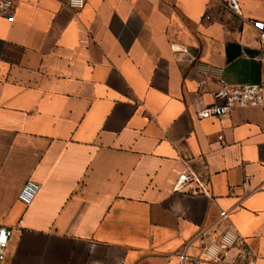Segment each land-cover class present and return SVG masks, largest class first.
Segmentation results:
<instances>
[{
	"label": "crops",
	"instance_id": "0c3cea01",
	"mask_svg": "<svg viewBox=\"0 0 264 264\" xmlns=\"http://www.w3.org/2000/svg\"><path fill=\"white\" fill-rule=\"evenodd\" d=\"M228 1L16 0L0 15V264H182L229 228L264 264V105L198 114L224 85L264 86V0H239L244 18Z\"/></svg>",
	"mask_w": 264,
	"mask_h": 264
},
{
	"label": "built area",
	"instance_id": "2783aa9c",
	"mask_svg": "<svg viewBox=\"0 0 264 264\" xmlns=\"http://www.w3.org/2000/svg\"><path fill=\"white\" fill-rule=\"evenodd\" d=\"M88 0H69V6L75 10L85 7ZM228 8L238 17L244 18L239 0H229ZM16 0H0V15L7 17L10 21L15 18ZM209 18V16H208ZM257 31L259 40L264 42V21H251ZM218 102L206 105L198 112L200 117L222 118L230 114L238 107H249L264 105V86L260 84L224 85L216 94ZM221 143L223 136H219ZM191 175L180 176V182H186ZM41 190V184L28 179L19 193V199L26 206H30ZM228 211L221 212V219H228ZM11 231L8 227L0 225V260H3L9 243ZM238 249L240 258L238 264H256L250 251L247 249L245 239L232 229H226L219 237L208 239L202 244V255L193 257L188 249L180 253L182 264L199 263L202 260L211 261L215 264H229L227 260L230 252Z\"/></svg>",
	"mask_w": 264,
	"mask_h": 264
}]
</instances>
